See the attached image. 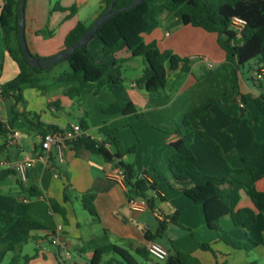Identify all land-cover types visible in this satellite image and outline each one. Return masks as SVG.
Segmentation results:
<instances>
[{
    "label": "crops",
    "instance_id": "crops-1",
    "mask_svg": "<svg viewBox=\"0 0 264 264\" xmlns=\"http://www.w3.org/2000/svg\"><path fill=\"white\" fill-rule=\"evenodd\" d=\"M102 2L26 0L24 37L29 52L40 58L58 54L65 36L78 23L89 26L96 20ZM73 6L76 7L73 15L69 11L53 10L54 7L68 10ZM41 31L50 32L51 36L38 34ZM94 39L88 42L89 53L96 57L97 63L110 64L106 77L120 79V85L86 89L73 99L68 98L63 89L48 92L25 89L23 102L15 106L0 95V121L10 119L14 106L15 112L36 114L40 123L60 132L85 121L88 133L101 137L99 130L105 125L117 129L114 138L119 146L110 147L108 151L111 155L117 153L120 159L106 162L84 149L74 151L66 146L62 149L61 161L52 150L46 165L40 160L44 152L38 133L14 127L11 133L0 136V146H5L0 153V233H3L0 264H59L56 249L50 242L60 226V238L69 253L68 258L61 256L63 264H89L95 250L112 245L129 254L131 264H164L136 253L137 249H146L147 237L155 234L162 217L149 210L140 197H132L136 208H130L126 183L107 176L119 162L132 166L135 176L144 178L143 196L165 199L158 203L162 211L173 214L181 210L178 223L182 228L169 224L163 237L156 240L169 254L177 249L200 264H264V209L255 211L250 199L240 192L236 210L248 209L254 214L245 218L248 226L244 229L234 227L229 217L220 220L221 229L248 251L232 248L205 227L201 207H187L189 201L172 179L164 175L167 145L173 140L176 125L198 105L214 100L209 112L193 126L191 150L197 169L233 183L253 182L255 189L264 193V116L250 99L258 95V83L251 80L249 67L242 72L227 63L215 34L184 26L165 14L156 29L142 36L143 42L156 44L160 52L169 51L188 59L189 70L184 72L180 64L175 71H169L167 64L165 87L147 93L137 85L146 69L143 59L132 57L126 49L104 57L100 41ZM0 40L1 86L12 80L18 71L2 46L1 29ZM60 73L52 71L43 75V80L48 82ZM259 83L264 87V79ZM112 104L121 108L131 105L135 114L100 112V107ZM14 132L18 137H12ZM205 138L218 147L221 159ZM25 159L34 163L23 180L14 166ZM249 168L252 174L244 172ZM29 187L40 196H28L25 192ZM85 194L94 196L95 217L82 206L81 198ZM50 202L58 211L52 209ZM164 238L166 241L161 242ZM199 244H207L209 249L204 250ZM26 246L30 249L25 250ZM108 260H113L112 264H127L111 254L103 257L104 262Z\"/></svg>",
    "mask_w": 264,
    "mask_h": 264
},
{
    "label": "trees",
    "instance_id": "trees-1",
    "mask_svg": "<svg viewBox=\"0 0 264 264\" xmlns=\"http://www.w3.org/2000/svg\"><path fill=\"white\" fill-rule=\"evenodd\" d=\"M0 7V29L2 32V46L8 54L11 62L17 68V75L10 81L0 86L2 98L13 102L14 106L23 102L22 92L25 89L38 91L64 90V94L70 98L79 97L86 89H100L107 84L118 86L120 79L106 77V72L110 64H100L96 62V57L92 56L86 45L76 50L65 62L68 71L53 77L45 82L43 75L49 74L53 69L32 68L27 63L21 52L18 42V18L20 0H1ZM113 0H103L100 7V16ZM133 1L116 0L112 10L127 7ZM54 11H69L73 15L76 7L68 10L54 7ZM171 15L179 20L184 26H191L212 33L217 36V44L225 54V61L231 64L236 70L239 67L253 61V66L249 70L264 67V0H215L210 3L208 0H144L133 8L119 12L109 18L96 32L93 38L100 41L102 45L101 55L109 57L117 52L126 49L134 58H142L146 64L141 79L137 85L142 87L147 93H154L163 89L166 85L168 64L169 71H175L178 65L182 64L184 72L189 70V61L179 58L172 52H160L156 44H144L142 36L151 33L159 26L163 15ZM238 20L241 28L237 30L234 21ZM93 24V23H92ZM78 23L64 38L61 51L67 49L80 39V37L92 26ZM38 34L50 37V32H38ZM60 51V52H61ZM34 58H40L31 54ZM113 63V62H111ZM257 96L250 98L256 105L258 111L264 116V87L257 82ZM215 104L214 100H209L198 105L193 111L183 118L181 124L176 125L173 133V140L167 145V158L164 162L165 170L178 187L182 195L189 201L187 207L200 206L204 216L205 227L216 234L218 240L225 245L235 249L247 250L246 246L234 241L220 227V220L229 217L234 227L244 229L248 226L245 218L253 215L254 212L248 209L236 210L240 199V192L243 191L252 202L255 211L264 209V193L255 189L253 182L233 183L222 176H209L199 171L196 167V159L191 150L194 135V123L207 114ZM14 106L10 110V119L5 122L0 121V136L11 133L14 127L26 128L29 131L38 133L43 139L48 133L58 131L52 126H45L39 121L36 114L14 111ZM100 112L104 115H131L135 114V109L128 105L121 108L117 104L100 107ZM83 131H88L86 122L79 124ZM117 129H109L105 125L99 130L101 141L81 136L77 140L67 143L72 150L84 149L92 155L99 156L106 162H114L120 159L115 153L111 155L108 148L117 149L119 144L114 138ZM219 159L222 158L218 147L210 139L205 138ZM5 146H0V153ZM50 160V158H49ZM244 161L246 159H243ZM118 167L125 172V183L128 188L129 200L132 197L143 198L149 210L157 212L162 220L158 222V227L153 236H148L147 241L161 239L169 224L181 227L178 219L181 210L173 214H166L162 211L158 203L165 202L163 197L148 198L143 196L141 188L145 185L144 178L134 174L132 166L117 163ZM244 172L252 174V169ZM154 189L155 186L151 185ZM28 196L39 197L33 187L26 189ZM82 206L91 216L96 213L93 207V194L82 196ZM54 211H58L56 205L50 202ZM21 224V220L18 225ZM182 228V227H181ZM3 233H0L2 236ZM199 246L208 250L207 244ZM136 253L142 257L149 256L146 249H137ZM111 254L113 257L121 258L125 263L131 264L129 254L116 246L97 249L89 264H112L113 260L103 261V257ZM27 262V259L24 261ZM164 264H200L195 258L184 254L177 249L172 253ZM253 264V263H247Z\"/></svg>",
    "mask_w": 264,
    "mask_h": 264
},
{
    "label": "built area",
    "instance_id": "built-area-1",
    "mask_svg": "<svg viewBox=\"0 0 264 264\" xmlns=\"http://www.w3.org/2000/svg\"><path fill=\"white\" fill-rule=\"evenodd\" d=\"M234 25L237 27V30L239 33V30L241 28V25L238 20H235ZM250 78L253 82H260L264 79V67L258 69L255 67V69L250 70ZM241 106V105H240ZM81 136L90 137L93 140H96L100 142L102 139L101 137H93L91 136L88 131H83L80 127V125H74L71 127L70 130L60 132H51L48 133L43 139H41L40 147L41 150L44 152V154L40 157V160L43 161L46 165L49 164V152L52 150L55 152L56 158L61 161L62 160V149L67 146L68 142L77 140ZM12 137H18V133H13ZM34 163V160L31 159H25L23 161L17 162L14 166L15 170L18 173V176L21 179H25V174L28 168H30ZM108 178L111 180H115L117 182H125V172L123 169L119 167H115L111 172L107 174ZM128 205L130 208L135 209L136 208V201L134 199H130L128 201ZM61 233H62V227H57L54 233L51 236V242L50 244L55 247L56 252L58 254V262L59 264H63V258L61 256H64L65 258L69 257L68 251H66L65 246L63 245L61 241ZM37 248H39V243L37 244ZM146 251L148 255L156 260L157 262H165L168 258V250L162 246L160 243L151 241L148 242L146 245ZM60 254V256H59Z\"/></svg>",
    "mask_w": 264,
    "mask_h": 264
},
{
    "label": "water",
    "instance_id": "water-1",
    "mask_svg": "<svg viewBox=\"0 0 264 264\" xmlns=\"http://www.w3.org/2000/svg\"><path fill=\"white\" fill-rule=\"evenodd\" d=\"M26 0H20L19 5V18H18V42L21 52L26 60V63L32 68H40V69H51L56 66L60 61L66 60L70 55H72L76 50L80 49L82 46L88 44V42L95 36L97 30L112 16L116 15L119 12L125 11L127 9L133 8L144 0H126L133 1L127 7H122L117 10H112L113 3L116 0H113L109 7L96 18L93 22L92 26L80 37L78 41L72 44L67 49L59 52L58 54L48 57V58H34L29 52L25 37H24V5Z\"/></svg>",
    "mask_w": 264,
    "mask_h": 264
},
{
    "label": "rangeland",
    "instance_id": "rangeland-1",
    "mask_svg": "<svg viewBox=\"0 0 264 264\" xmlns=\"http://www.w3.org/2000/svg\"><path fill=\"white\" fill-rule=\"evenodd\" d=\"M210 3H214V1L215 0H208ZM95 41H97V39H94ZM0 42H1V40H0ZM98 42V41H97ZM249 66H253V61H251V62H249L248 64H245L244 66H242V67H239V70L240 71H245ZM227 70V69H226ZM53 72H61V71H68V67H67V64L65 63V62H63L62 64L60 63V64H58L56 67H54V69L52 70ZM51 71V72H52ZM103 107H105V106H103ZM113 149V148H112ZM166 172H165V174L164 175H167V176H169L168 175V173H167V170H165ZM161 174V173H160ZM166 185V184H165ZM164 185V186H165ZM167 188V187H166ZM166 240H165V238L163 239V240H161V242H165ZM25 250H28V249H30V247H28V246H26L25 248H24Z\"/></svg>",
    "mask_w": 264,
    "mask_h": 264
}]
</instances>
